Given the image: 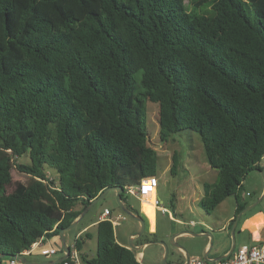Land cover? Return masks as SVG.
Instances as JSON below:
<instances>
[{
  "label": "trees",
  "instance_id": "trees-1",
  "mask_svg": "<svg viewBox=\"0 0 264 264\" xmlns=\"http://www.w3.org/2000/svg\"><path fill=\"white\" fill-rule=\"evenodd\" d=\"M146 102L161 142L198 135L216 171L201 208L235 196L264 156V0H0V255L57 237L106 189L155 177ZM12 167L28 181L6 194ZM83 237L80 262L141 264L110 221L90 259Z\"/></svg>",
  "mask_w": 264,
  "mask_h": 264
},
{
  "label": "rangeland",
  "instance_id": "rangeland-1",
  "mask_svg": "<svg viewBox=\"0 0 264 264\" xmlns=\"http://www.w3.org/2000/svg\"><path fill=\"white\" fill-rule=\"evenodd\" d=\"M137 85V76H133V86ZM146 112V127L148 132V145L155 151L157 155V168H156V180L158 198L161 201L160 206L167 209L166 213H157V234L150 236L145 232L140 238L133 241L132 246H139L144 242H150L152 244L146 245L144 248L135 250V253L142 252L141 264H162L165 260L166 264L178 262L180 255L179 249L186 251V246L190 239L182 240L178 239V236L173 238L174 235L182 229L180 226H175L174 232H172L173 224L168 217V211L178 219L183 220L186 223L190 221L194 222L196 228L186 227L184 230H190L195 232L200 231L198 224L200 222H206L210 226H214L219 221L223 208H216L212 212L206 213L201 208V201L204 198L203 184L212 183L216 177V171L210 169L204 158L202 151V145L197 134L189 131L182 132L181 134L171 136L166 142H161L159 139L158 131V108L156 104H145ZM176 163L173 166V160ZM18 163L29 162L27 156H22L17 159ZM253 173V172H252ZM49 177L57 178L55 171L50 170ZM249 177L243 181V185L247 190H251L247 187ZM28 176L18 172L15 167L11 169V184L6 187V194H10L17 183H26ZM246 191V189H245ZM126 204L129 208L137 211L139 199L134 198L132 195L126 196ZM137 199V200H136ZM144 209L149 221L153 223L154 218V197L153 194L143 193ZM230 201V200H229ZM153 206V207H152ZM177 208V214H174L173 208ZM104 208H109L118 211L119 207L116 202L115 192H109L102 200L98 201L90 210L89 214L82 221L74 226L72 229L65 232V238L68 243L72 240L73 235L78 232L86 220L89 219L91 214L97 216ZM79 210L80 207H75ZM208 214V215H207ZM125 221L120 223L119 227L114 228L115 237L119 242L124 245H128L130 239L127 237L128 232L132 228L138 227V231L141 226L138 221L129 216H125ZM213 235V234H212ZM215 237V235H213ZM219 236V235H218ZM220 237V236H219ZM221 238V237H220ZM153 240H157L158 243H153ZM217 239H215V243ZM231 242V239H230ZM192 246H196V243H191ZM165 248L167 250L165 256ZM96 239L86 238L84 239L82 253L87 258L95 256ZM33 256H27L26 260H31ZM9 258H3L2 261L7 262ZM43 260H48L43 258ZM80 264H85L80 262Z\"/></svg>",
  "mask_w": 264,
  "mask_h": 264
},
{
  "label": "crops",
  "instance_id": "crops-1",
  "mask_svg": "<svg viewBox=\"0 0 264 264\" xmlns=\"http://www.w3.org/2000/svg\"><path fill=\"white\" fill-rule=\"evenodd\" d=\"M259 168H260L259 171H254L253 173L250 174L247 187L251 190H247V188L244 187L242 182L241 186L236 191L235 196L225 199L216 207V208H220V207L223 208V211L221 212L222 215L219 218L220 220L217 221V223L214 226H210V224L206 222H200L198 224L200 231L197 230L195 232H191L190 230H184L183 228L186 227L196 228L197 225L192 221H190V223H186L183 220L179 219L182 216L179 215V213L177 214L178 211L177 208L175 207L173 208V211L175 216L179 215L178 219L175 218L170 211H168V217L171 223L173 224L172 232L175 231L174 230L175 226L178 225L179 227L180 226L182 227V229L178 231V233L174 235L173 238L178 236V239H182V240L190 239L188 245L185 247L186 251L179 249L178 254L180 255V259L178 260V262H173L170 264H186L189 260L192 259L205 260L204 259L205 257L207 260L216 261L217 259H220L222 257H226V256L229 257L239 247L253 246L256 244L264 243V175H262L263 173L261 174V171L264 168V156L261 158L259 162ZM154 178L156 180V176ZM247 193L249 194V196L246 195ZM126 196L127 195L125 194V198ZM155 197L158 200L159 205L158 206L153 205L154 206L153 223L149 221L147 215L145 214L144 200L142 201L139 200L137 206L138 216L144 221V225H145L144 233L147 232L150 236H155L157 234V213L167 212L166 208L160 206L161 201L158 198V194L156 190H155ZM134 198L136 197L134 196ZM122 202L124 203V206L131 211V208H129L126 204V199L125 201ZM76 207L82 208L80 205H77ZM74 210L79 211L81 209L76 210L74 208ZM89 210L86 212V214L90 213ZM105 210H108L110 212V216L107 219H110L111 221L114 222V223L112 222L113 229L119 227L120 223L126 220V219L125 220L119 219V217L127 216L120 209L116 211L113 209L104 208L103 211ZM103 211H101L97 216L95 215V213L91 214L89 219L86 220V223L83 225V227L73 235V238L69 243L66 240L65 238L66 234L64 233V240L66 246L69 248L74 243L75 239H78L85 235H89L90 238L95 237L96 239L97 225L99 222H101L100 218ZM86 214L82 217V219L86 217ZM82 219H80L76 225H78L82 221ZM139 231H138V227H136V228H132V231L130 230L128 232L127 237L130 239L129 242L133 243L134 240L140 238L137 237ZM212 234L215 235V237ZM114 237H115V232H114ZM83 239H86V237H83ZM215 239H217L216 243H215ZM115 240L117 244H119L120 246H124L130 249L129 244L128 245L122 244L117 240L116 237ZM153 242L158 243L157 240H153ZM192 242L196 243V246H192L191 244ZM148 244L149 242H144L143 244L134 247H136V250H138L140 248H144ZM48 246H52L57 249L55 255L44 256L42 254L43 250L48 249ZM232 247L233 250L230 254ZM132 251H134L135 253V250ZM81 254L85 256L82 253V250H81ZM142 255H143L142 252H139L137 254L135 253V258L137 262L141 263ZM27 256H33L32 257L33 259L26 260L28 264H44V263L55 264L56 261H58L60 258L64 256L62 252V242L61 239L59 238V235L57 237H52L47 239V241H45V243L42 246L35 247ZM27 256H25L24 258H26ZM43 258H47L48 260H43ZM163 261L165 262V260ZM0 264H6V262L1 261Z\"/></svg>",
  "mask_w": 264,
  "mask_h": 264
},
{
  "label": "built area",
  "instance_id": "built-area-1",
  "mask_svg": "<svg viewBox=\"0 0 264 264\" xmlns=\"http://www.w3.org/2000/svg\"><path fill=\"white\" fill-rule=\"evenodd\" d=\"M148 184L147 187L153 188V194H154V206H158L159 202L155 197V190L157 188V180H155L154 177H148L145 179H142L139 183V185L135 187H127L123 191H125L126 195H132L138 198L140 201L143 200V191L145 184ZM249 196V194H246ZM110 212L108 210L103 211L101 215V222L102 221H111L109 218ZM121 220H125V217H119ZM114 223V222H113ZM56 228V225L53 227L52 231H54ZM48 238H41L34 244L30 246L29 249L24 250L22 253L18 254V256L25 257L30 252L38 246H42L45 241H47ZM60 249V248H59ZM57 252V249L48 246V249L43 250L42 254L44 256H51L55 255ZM136 259V258H135ZM6 264H22L15 258H9V260L6 262ZM60 264H80V255L79 252L76 250L74 243L69 247V253L67 255V258L62 261ZM186 264H264V243L256 244L253 246H242L236 249L229 257L222 260H216V261H206V260H200V259H192L189 260Z\"/></svg>",
  "mask_w": 264,
  "mask_h": 264
},
{
  "label": "water",
  "instance_id": "water-1",
  "mask_svg": "<svg viewBox=\"0 0 264 264\" xmlns=\"http://www.w3.org/2000/svg\"><path fill=\"white\" fill-rule=\"evenodd\" d=\"M263 173V174H262ZM261 174L264 175V168L263 170L261 171ZM115 192V197H116V202H117V205L119 207V209L121 211H123V213L131 218H133L134 220L138 221L141 225V228H140V231L139 233L137 234V237H140L143 233H144V221L138 216V215H135L134 213H132L129 209H127L125 206H124V203L122 202V199H121V195L124 193L123 191V188L121 187H111V188H108L106 189L103 193H101L95 200H93L80 214V216L74 221L72 222L67 228L63 229V230H60L59 232V238L61 239V242H62V252L64 254V256L62 258H60L58 261L55 262V264H60L62 261H64L66 258H67V255L69 253V248L66 246V243H65V240H64V233L70 229H72L76 224L77 222L82 219V217L86 214V212L91 209L98 201L102 200L109 192ZM154 243V242H153ZM149 244H152L149 242ZM129 248L131 250H136V247L132 246V242H129ZM233 250V247L231 248V251H230V254ZM166 253H167V250L165 248V256H166ZM228 256L226 257H222L220 259H217V260H222V259H226ZM2 258H15L16 260H18L20 263L22 264H28L26 259L22 256H18V255H15L13 257H7V256H3V255H0V259ZM206 261H210V260H207L206 257L204 258ZM215 261V260H214ZM44 264H47V263H44ZM162 264H165V262L163 261Z\"/></svg>",
  "mask_w": 264,
  "mask_h": 264
}]
</instances>
